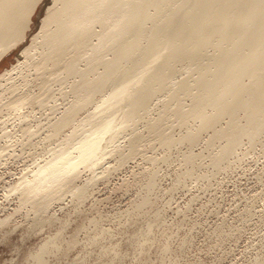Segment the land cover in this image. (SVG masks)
Listing matches in <instances>:
<instances>
[{
  "label": "rangeland",
  "instance_id": "1",
  "mask_svg": "<svg viewBox=\"0 0 264 264\" xmlns=\"http://www.w3.org/2000/svg\"><path fill=\"white\" fill-rule=\"evenodd\" d=\"M51 1L36 3L24 40L0 58V264H264V126L249 127L251 137L219 157L226 139L213 133L227 116L202 127L189 113L195 65L185 59L126 120L129 91L156 67L143 66L102 116L114 117L102 149L80 162L78 146L101 128L92 114L121 76L102 90L93 84L85 101L82 77L96 82L110 50L90 70L79 60L76 76L63 69L73 43L47 62L35 43V63L27 60L22 49L34 36L44 45L41 21ZM93 27L89 44L101 29ZM23 91L38 103L6 108ZM61 157L76 162L72 173H44L31 191L37 171Z\"/></svg>",
  "mask_w": 264,
  "mask_h": 264
},
{
  "label": "bare ground",
  "instance_id": "2",
  "mask_svg": "<svg viewBox=\"0 0 264 264\" xmlns=\"http://www.w3.org/2000/svg\"><path fill=\"white\" fill-rule=\"evenodd\" d=\"M39 1L46 0H0V58L24 40V29ZM51 2L41 21L44 45L39 46L37 37L32 36L30 50L27 47L22 49L27 60L35 54V43L39 44L36 53L39 52L40 61L46 62L63 57L64 51L73 43L76 44L74 55L66 60L63 69L67 75L76 76L80 75L79 60H84L90 70L99 61V55L110 50L111 56L107 60L101 58L105 69L96 82L82 77L85 101L89 99L93 84L96 90H102L116 74L121 76L92 114V119L101 128L78 146L80 162L98 155L102 149L107 134L113 129L114 119L110 116L102 119V116L108 105L117 101L125 91L126 83L132 79L131 74L143 66L156 67L143 73L129 91L130 102L123 113L126 120H133L145 107L154 85L164 81L173 62L185 59L195 65L194 103L189 113L199 118L202 127L227 116L225 126L213 133V137L226 139L219 157L227 154L240 136L248 134L251 137L249 127L264 126V0H179L178 4L176 0ZM97 23L101 28L97 41L89 44L87 33ZM162 49L165 55L157 61ZM127 61L129 66L121 68V64ZM154 61L157 63L153 64ZM43 81L38 84L40 89L45 85ZM11 90L15 92L13 88ZM15 94L18 96L5 104L6 108L10 106L19 110L23 105L34 106L39 101L37 95L25 91ZM240 114L244 117L243 124L238 122ZM185 138L190 139L191 135L186 134ZM75 165L76 162H69L64 157L54 158L37 171L31 191L37 189L42 174L49 177L56 172L70 175ZM63 174L54 177H65ZM45 246H40V250Z\"/></svg>",
  "mask_w": 264,
  "mask_h": 264
}]
</instances>
